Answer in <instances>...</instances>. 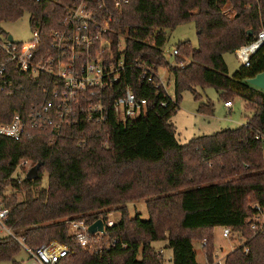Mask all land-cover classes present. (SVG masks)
I'll return each instance as SVG.
<instances>
[{"label": "trees", "instance_id": "1", "mask_svg": "<svg viewBox=\"0 0 264 264\" xmlns=\"http://www.w3.org/2000/svg\"><path fill=\"white\" fill-rule=\"evenodd\" d=\"M228 6L234 14L224 13ZM63 12L61 0H0V24L30 13L31 26L45 37ZM189 21L195 22L199 45L179 42L176 60L189 62L173 66L164 54L167 32ZM262 30L264 0H131L112 33L116 56L124 57L126 67L118 93L129 85L148 101V112L127 124L111 114L108 131L73 126L55 138L51 128L32 125L20 140L0 136V197L10 209L8 223L15 233L31 247L52 240L70 246L73 252L59 264H164L165 256L153 246L157 241L167 242L172 264H199L194 241L206 243L204 253L213 261L214 229L229 227L248 241L228 253L225 264H264V231L251 223L255 206L264 204V148L255 138L264 131V90L248 83L264 72V45L251 56V65H241L233 76L224 59ZM122 39L125 49L119 52ZM161 68L174 77V99L142 77L144 71ZM39 82L30 80L14 96L1 95L0 121L45 100ZM206 86L214 87L224 102L240 96L253 115L236 129L181 144L172 117L185 91H193L201 102L196 88ZM198 112L213 114L214 103L201 102ZM80 135L87 136V146H78ZM22 159L43 163L38 179L21 184L10 179ZM44 171L48 181L41 186ZM8 185L23 198L3 194ZM136 200L146 201L148 220L130 216L127 204ZM112 210L121 218L103 235L105 245L116 241L111 248L91 253L71 236L68 221L107 222ZM21 251L13 238L0 236V262L22 264L16 260Z\"/></svg>", "mask_w": 264, "mask_h": 264}, {"label": "built area", "instance_id": "2", "mask_svg": "<svg viewBox=\"0 0 264 264\" xmlns=\"http://www.w3.org/2000/svg\"><path fill=\"white\" fill-rule=\"evenodd\" d=\"M61 1L64 4L62 18L46 37L39 27H32L33 39L28 43L19 42L13 36L10 39V34L0 26V96H14L20 90H25L32 79L40 80L46 94L45 100H37L35 107L15 110L9 120L0 121L2 137L20 140L32 125L39 129L51 128V131H56L55 138L61 136L60 131L73 126L78 128L77 131H108L106 125L111 114L119 123L127 124L148 112V101L138 97L129 85L118 93L126 67L124 57L116 56L112 33L115 25L122 21L124 10L131 0ZM224 13L233 14L228 7ZM263 45L264 30L258 33L254 41L235 51L241 65L249 67L251 56ZM124 49L120 42L118 51ZM172 55H179L177 48ZM185 65L184 61L177 62L179 67ZM142 77L155 87L166 90L159 71H144ZM224 106L231 109L233 102L226 101ZM255 138L264 148V131L256 133ZM87 143V136L78 137V146L85 147ZM104 146L107 147L106 142ZM33 166V161L22 159L10 179H17L21 184ZM255 207L256 214L251 223L254 229L263 232L264 204ZM9 213L10 209L0 197V236L17 241L36 264H59L73 252L70 246L58 240L38 247L27 245L25 239L9 225ZM104 223L107 228L115 222L108 220ZM68 225L71 236L91 253H99L116 244L113 241L105 245L104 234L92 235L90 225L84 220H70ZM223 236L229 239L234 233L229 227H223ZM245 240L247 243L248 240ZM205 245L202 243V248ZM245 252H249L248 247H245ZM157 253L162 255L164 250L158 249ZM206 264H225V258L215 256L213 261L206 258Z\"/></svg>", "mask_w": 264, "mask_h": 264}, {"label": "rangeland", "instance_id": "3", "mask_svg": "<svg viewBox=\"0 0 264 264\" xmlns=\"http://www.w3.org/2000/svg\"><path fill=\"white\" fill-rule=\"evenodd\" d=\"M228 10L234 14L232 6H228ZM30 19V13H26L24 17L19 21L14 23H1L0 26L5 33L12 35L16 41L28 43L34 37ZM167 33L168 41L164 48V54L166 60L171 65L177 66L176 57L173 56L172 53L173 50L177 48L176 46L179 42L190 41L194 47H198L199 45L195 22H186L178 26L174 30H168ZM121 44L123 45V47L125 46L123 39L121 40ZM224 59L229 68V75L233 76L241 67V62L239 61L236 53H226L224 55ZM185 62L187 64L189 62V59L185 60ZM159 76L165 82L166 90L169 96L174 99L175 81L173 75L169 73L168 69L161 68L159 70ZM196 91L202 95L201 102H206L210 99L214 103V113L203 114L198 112V107L201 102H198L196 100L193 91H185L182 95L180 106L171 120L176 127L177 140L181 144H186L191 139L198 136L212 135L226 129H236L246 124L248 118L253 115V111L247 108L245 100L240 96L233 97V106L231 109H228L224 106V100L221 98L214 87H197ZM47 181L48 175L47 172L44 171L41 186H46ZM2 192L3 194L8 196L16 192L20 199L23 198L22 193L16 190H12L10 185L4 186ZM127 205L130 216L135 217L139 215L143 220H148L150 218L145 200H136L135 202L128 203ZM108 216L110 220H113L114 222L119 221L121 218L120 212L115 210L109 212ZM245 242L246 240L244 238H241L238 234H235L229 239L225 238L223 236V227H217L214 229V244L216 247L214 257L217 256L220 258H225L228 253L242 246ZM166 245V241H157L153 243V246L157 250H164V254H162L163 257L165 256L164 264H172V250L166 248ZM194 248L197 253L198 263L206 264V255L199 240L194 241ZM16 260L18 262H21L22 264H36L35 261H33L27 254V252L23 249L16 257ZM0 264H13V262L7 260L0 262Z\"/></svg>", "mask_w": 264, "mask_h": 264}, {"label": "water", "instance_id": "4", "mask_svg": "<svg viewBox=\"0 0 264 264\" xmlns=\"http://www.w3.org/2000/svg\"><path fill=\"white\" fill-rule=\"evenodd\" d=\"M12 39V35L9 36ZM248 83L257 87L258 89L264 90V72L258 74L257 76L248 79ZM43 166V163H37L34 165L29 172L27 173L26 179L27 180H35L40 177V169ZM89 232L92 235L97 233H106L105 223L104 220L98 219L93 224L89 226Z\"/></svg>", "mask_w": 264, "mask_h": 264}, {"label": "crops", "instance_id": "5", "mask_svg": "<svg viewBox=\"0 0 264 264\" xmlns=\"http://www.w3.org/2000/svg\"><path fill=\"white\" fill-rule=\"evenodd\" d=\"M232 108V107H231Z\"/></svg>", "mask_w": 264, "mask_h": 264}]
</instances>
